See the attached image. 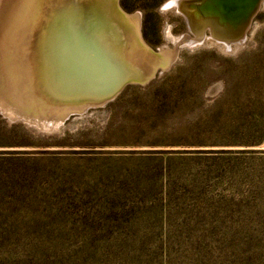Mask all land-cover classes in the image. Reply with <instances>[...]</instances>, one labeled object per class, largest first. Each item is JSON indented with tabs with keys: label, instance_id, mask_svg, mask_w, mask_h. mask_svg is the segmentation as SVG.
Returning <instances> with one entry per match:
<instances>
[{
	"label": "rangeland",
	"instance_id": "374dc122",
	"mask_svg": "<svg viewBox=\"0 0 264 264\" xmlns=\"http://www.w3.org/2000/svg\"><path fill=\"white\" fill-rule=\"evenodd\" d=\"M64 1L0 0L6 100L43 78ZM170 1L120 0L175 55L147 85L44 130L0 114V264H264V13L228 48Z\"/></svg>",
	"mask_w": 264,
	"mask_h": 264
},
{
	"label": "water",
	"instance_id": "95a60500",
	"mask_svg": "<svg viewBox=\"0 0 264 264\" xmlns=\"http://www.w3.org/2000/svg\"><path fill=\"white\" fill-rule=\"evenodd\" d=\"M89 1L82 0L80 4L79 0H67L60 17L63 20L66 18L68 22H75L81 35H76L75 40L77 42H70L72 39L67 41L61 39L58 42L57 45H63L62 49L52 50L50 61L42 66V80H39L28 94L21 93L23 88L19 89L18 87L24 85L28 75L27 59H22L20 68L18 66L14 69L13 82L18 87L15 90V95L21 99L19 98L20 100L17 99L15 102L6 100L8 92L13 87L9 91L5 90L0 93V101H3L7 108L16 109L15 111L18 113L15 119L9 118L0 107V114L5 119L44 130L38 127L40 126L38 123L37 126L32 122L38 120L42 123L47 118L48 110L53 109L58 120H62L63 125L71 116L83 115L90 109L106 106L126 86L131 84L147 85L155 77L156 72L150 77L143 79L131 76L135 72V69L132 68L135 63L131 62L132 59L128 56L129 50L122 52L113 43L115 39H118L115 33H124L126 30H121L120 32V30L115 29L114 32L112 25L107 24L104 20L103 23H100L101 27L100 30H97V35H93L95 29L92 31L91 27L94 24V19L91 21V17L87 16L88 9L85 7ZM116 6L123 15L131 16L121 8L119 0H116ZM137 37L140 39L141 49H145V51L152 54L155 51L159 52V49L153 50L150 48L140 33ZM57 53H59V56H57ZM136 64L138 65V62ZM55 65L60 68L59 76L49 75ZM170 67L171 64L165 69H160V72L168 70ZM32 93L35 96H32ZM34 97L35 102L31 99Z\"/></svg>",
	"mask_w": 264,
	"mask_h": 264
},
{
	"label": "bare ground",
	"instance_id": "6f19581e",
	"mask_svg": "<svg viewBox=\"0 0 264 264\" xmlns=\"http://www.w3.org/2000/svg\"><path fill=\"white\" fill-rule=\"evenodd\" d=\"M79 2L81 4L82 0H79ZM64 3H66V1H64ZM257 4L258 0H213L209 2V5L204 4L203 0H172L166 5L165 8L174 7L178 12L182 13L189 23V27L192 31L196 29L200 30L198 37H202L205 30L208 29L210 30L212 34L211 36L213 38H215L218 42L224 43L229 48L231 43L238 45L244 42L248 21L250 20L251 16L254 15L253 13L257 8ZM61 5L62 3L59 5V7ZM85 7L88 9L87 16L91 17V21L92 19H94L93 22L95 25L90 22L92 24L91 30L94 31L95 29L93 35H97V30H100L101 27L100 23H103L104 20L107 22V24L112 25L114 32L115 29L120 30V32L121 30H126V32L124 33H115V36L119 39L115 41V45L119 47L122 52H125L124 50H129L128 52L130 53L128 54V56L130 59H132L131 62L135 63V65L132 67L133 69H135V72L132 73L131 76L140 79L148 78L153 74L155 68L158 65L167 67L175 58L174 53H171L170 55V53L164 52L163 50L160 51V54H152L145 51V49H141L142 47L140 39L137 37V35L140 33L139 15H123L116 6V0H90L89 3H86ZM243 17H247L245 19L246 22L241 21ZM74 25L75 22H68L66 18H64V20L62 18L60 30L61 34L59 37V32L57 34L54 33L53 35L50 34L51 41L49 49H47V51L51 50L50 53H52V50H57L58 47L62 49L63 45H57L61 39L64 41L72 39L70 42H77L75 40L76 35H81V33L79 32L77 26ZM180 40L189 42L191 44L195 42L187 35H185ZM106 42L108 43V41ZM104 44L106 43L104 42ZM57 56H59V53H57ZM137 62L138 65L136 64ZM41 72H39V74L42 76ZM52 72H54L53 69L51 73ZM59 72L60 68L59 70L57 69V73L60 75ZM51 73L49 75H51ZM31 99L34 100L35 97ZM0 107L9 118L15 119L17 117V111L13 110L10 107L7 108L3 101H0Z\"/></svg>",
	"mask_w": 264,
	"mask_h": 264
},
{
	"label": "flooded vegetation",
	"instance_id": "af4514ba",
	"mask_svg": "<svg viewBox=\"0 0 264 264\" xmlns=\"http://www.w3.org/2000/svg\"><path fill=\"white\" fill-rule=\"evenodd\" d=\"M122 1V0H121ZM188 1H190V0H188ZM196 1V0H195ZM204 1V4H207V5H209V2L210 1H213V0H203ZM191 2H194V1H191ZM190 2V3H191ZM122 3V2H121ZM119 4H120V0H119ZM120 6H121V8L123 7L124 8V6H123V4H120ZM256 11V12H255ZM255 11H254V15H252L251 16V18H250V20L248 21V24H247V30H246V33L252 28V24L255 22V20L256 19H258L259 20V18H260V16L264 13V0H258V4H257V8L255 9ZM184 19H185V22L187 23V20H186V18L185 17H183ZM247 18V17H246ZM245 17H243L242 18V22H246V19ZM188 24V23H187ZM235 27V26H234ZM188 28H189V25H188ZM190 29V28H189ZM190 31H192L191 29H190ZM206 31V30H205ZM209 31V30H208Z\"/></svg>",
	"mask_w": 264,
	"mask_h": 264
}]
</instances>
